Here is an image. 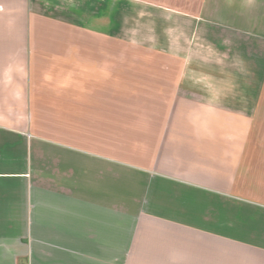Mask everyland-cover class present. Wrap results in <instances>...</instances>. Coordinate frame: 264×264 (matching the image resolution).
<instances>
[{
	"label": "crops",
	"instance_id": "crops-1",
	"mask_svg": "<svg viewBox=\"0 0 264 264\" xmlns=\"http://www.w3.org/2000/svg\"><path fill=\"white\" fill-rule=\"evenodd\" d=\"M0 264H264V0H0Z\"/></svg>",
	"mask_w": 264,
	"mask_h": 264
}]
</instances>
